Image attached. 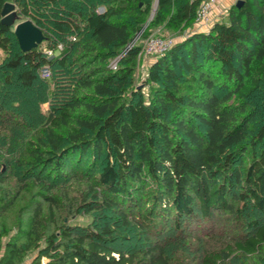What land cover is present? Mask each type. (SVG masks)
I'll return each mask as SVG.
<instances>
[{"label": "trees", "instance_id": "16d2710c", "mask_svg": "<svg viewBox=\"0 0 264 264\" xmlns=\"http://www.w3.org/2000/svg\"><path fill=\"white\" fill-rule=\"evenodd\" d=\"M13 2L44 35L29 51ZM155 4L152 28L183 29L200 2L0 0V264H264V0L151 60L139 89Z\"/></svg>", "mask_w": 264, "mask_h": 264}, {"label": "rangeland", "instance_id": "374dc122", "mask_svg": "<svg viewBox=\"0 0 264 264\" xmlns=\"http://www.w3.org/2000/svg\"><path fill=\"white\" fill-rule=\"evenodd\" d=\"M238 2V1H237ZM236 2V3H237ZM14 3V2H13ZM15 4V3H14ZM16 6V4H15ZM156 8H157V4L154 5V10L152 11V13L148 16V19L145 22L144 28L143 30L138 34V36L135 38V40L133 41L132 46L134 45H139L141 47V51H143V49L145 48L146 44H147V40L152 37V36H156V37H168V38H173L176 43L183 41L184 39L190 37L193 33L196 32H200V28H198L197 24L193 23L191 26L185 27L183 29H173V28H167L164 24L160 25L156 28H152L151 22L154 19L155 16V12H156ZM101 11H103V7L99 8ZM29 20L27 18H25L24 16H22L19 12V10H17V6L15 9V23H14V29H15V25L19 24L23 21ZM150 32V33H149ZM201 32H207V30L205 31H201ZM130 48V47H129ZM50 51L47 50V54ZM53 52V51H52ZM124 55V54H123ZM154 57H148L145 56L144 54L139 53V55L137 56V70H136V78L138 81V88H142V82L145 80V78L147 77V72H148V64H150L151 60H153ZM119 61V57L115 58L114 60L111 61L110 65H115V67L117 66ZM42 76V75H41ZM42 78H45L42 76ZM50 78L47 77L45 79ZM145 92L147 94V90L145 89ZM47 106V105H46ZM45 106V107H46ZM88 222V220L86 218H77L74 223H80V224H86ZM32 257L28 256L25 260L23 264H29L30 260ZM44 261V259H43Z\"/></svg>", "mask_w": 264, "mask_h": 264}, {"label": "built area", "instance_id": "2783aa9c", "mask_svg": "<svg viewBox=\"0 0 264 264\" xmlns=\"http://www.w3.org/2000/svg\"><path fill=\"white\" fill-rule=\"evenodd\" d=\"M192 1H199L200 5L197 10L195 23L197 24L198 28L202 26H209L211 22V14L215 10L216 6L222 0H192ZM75 40V39H73ZM176 41L173 38L168 37H156L152 36L147 40V44L143 51L140 52L148 57L157 58L159 55L165 53L166 51L170 50ZM58 49H62V45L58 46ZM48 56H53L52 50L48 52ZM113 68H116L115 65H111ZM41 75L45 78L50 76V70L46 67L43 68L41 71Z\"/></svg>", "mask_w": 264, "mask_h": 264}, {"label": "water", "instance_id": "95a60500", "mask_svg": "<svg viewBox=\"0 0 264 264\" xmlns=\"http://www.w3.org/2000/svg\"><path fill=\"white\" fill-rule=\"evenodd\" d=\"M243 0H239L235 5L241 7ZM15 9L14 3H6L3 9V23L14 26L15 23ZM14 33L17 37L19 45L23 51H29L44 40L42 30L37 27L31 20L23 21L15 25Z\"/></svg>", "mask_w": 264, "mask_h": 264}, {"label": "crops", "instance_id": "0c3cea01", "mask_svg": "<svg viewBox=\"0 0 264 264\" xmlns=\"http://www.w3.org/2000/svg\"><path fill=\"white\" fill-rule=\"evenodd\" d=\"M239 0H222L215 8L213 13L211 14V22L209 23V26H202L199 27L200 31H209L211 27L216 23L223 21L227 18L229 9L236 4V2Z\"/></svg>", "mask_w": 264, "mask_h": 264}]
</instances>
